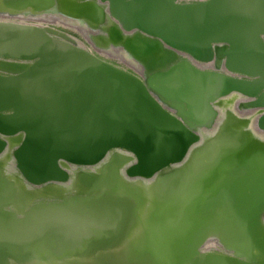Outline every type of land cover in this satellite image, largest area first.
I'll return each mask as SVG.
<instances>
[{"label": "water", "instance_id": "obj_1", "mask_svg": "<svg viewBox=\"0 0 264 264\" xmlns=\"http://www.w3.org/2000/svg\"><path fill=\"white\" fill-rule=\"evenodd\" d=\"M0 14V264H264V0Z\"/></svg>", "mask_w": 264, "mask_h": 264}, {"label": "bare ground", "instance_id": "obj_2", "mask_svg": "<svg viewBox=\"0 0 264 264\" xmlns=\"http://www.w3.org/2000/svg\"><path fill=\"white\" fill-rule=\"evenodd\" d=\"M0 19H9V20H15V21H19V22H32V23H38V24H50V23H53V24H60V25H64L65 28H68L72 31H75L78 33V35L81 37V40L82 41H88L89 43L90 40H89V30L87 29V26L85 24H82L80 21H77V22H72L70 20H67L63 17H55V16H51V15H41V16H29L28 14H22V15H19V16H8V15H1L0 14ZM87 31H89L87 33ZM94 37H91V39H93ZM81 42V41H80ZM83 44V43H81ZM92 44V43H91ZM93 44H94V41H93ZM92 44V45H93ZM96 46H91L90 45V48H95ZM107 51V52H106ZM109 50H101L100 52L102 53V55L104 56H108V57H115L117 58L118 60H127L130 59L128 56L127 53L125 54H121V53H116V52H108ZM129 65V64H128ZM215 67V68H218L216 66H218V64L214 61V63L210 64L208 67ZM227 108L229 107L230 109L233 110V103L232 101L231 102H228L226 104ZM70 186V185H69ZM146 186V185H145ZM208 246H212L213 247V244H208Z\"/></svg>", "mask_w": 264, "mask_h": 264}, {"label": "flooded vegetation", "instance_id": "obj_3", "mask_svg": "<svg viewBox=\"0 0 264 264\" xmlns=\"http://www.w3.org/2000/svg\"><path fill=\"white\" fill-rule=\"evenodd\" d=\"M98 38L99 37H96V41L95 42H98ZM100 47V46H99ZM96 48L97 49H100V51L101 50H105V49H102L103 47H100V48H98V46H96ZM193 164V163H192ZM0 165H2V169H3V171H5V173H6V175H8V177L12 180V181H15V171L13 172V171H11L10 172V169H11V165H9V161H8V159H6V156L4 155V156H0ZM9 168V169H8ZM75 169V173H80L81 171L83 172L84 170L83 169H81V168H74ZM8 170H9V173L10 174H8ZM179 171V170H178ZM177 170L176 171H170L169 173H171V172H174V173H176V172H178ZM124 178H125V176H123ZM129 180H130V178H129ZM130 183V182H129ZM132 183V184H131ZM130 184L131 185H133V186H137V187H140V188H144L145 189V185H147V186H149V185H152V184H150V183H147V184H144L143 182L142 183H140V184H138L137 182H131ZM70 184H67V185H60V186H55L54 188L53 187H46V188H44V190L45 191H42V192H46V193H48L49 191H51L52 190V188H53V191L55 190V188L56 189H61V190H64V193L65 194H72L71 193V186H69ZM55 192V191H54ZM42 198V197H41ZM52 199H54V198H52V196H49V197H46V198H42V200H47V201H52ZM218 242L216 243L217 244V246H221V243L219 242V239H216Z\"/></svg>", "mask_w": 264, "mask_h": 264}]
</instances>
